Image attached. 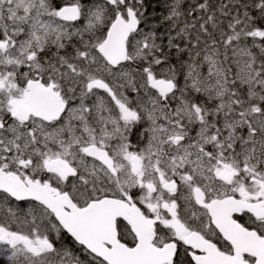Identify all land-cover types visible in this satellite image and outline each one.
<instances>
[{
  "label": "snow or ice",
  "instance_id": "obj_1",
  "mask_svg": "<svg viewBox=\"0 0 264 264\" xmlns=\"http://www.w3.org/2000/svg\"><path fill=\"white\" fill-rule=\"evenodd\" d=\"M0 264H264V0H0Z\"/></svg>",
  "mask_w": 264,
  "mask_h": 264
}]
</instances>
